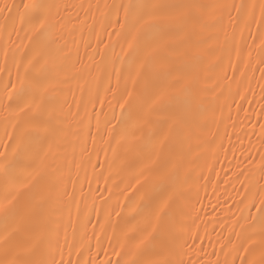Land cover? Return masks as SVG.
Returning <instances> with one entry per match:
<instances>
[{
    "label": "snow or ice",
    "instance_id": "6c2138e0",
    "mask_svg": "<svg viewBox=\"0 0 264 264\" xmlns=\"http://www.w3.org/2000/svg\"><path fill=\"white\" fill-rule=\"evenodd\" d=\"M0 264H264V0H0Z\"/></svg>",
    "mask_w": 264,
    "mask_h": 264
}]
</instances>
